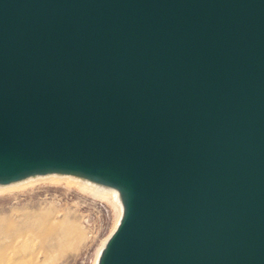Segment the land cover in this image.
Masks as SVG:
<instances>
[{
  "label": "water",
  "instance_id": "water-1",
  "mask_svg": "<svg viewBox=\"0 0 264 264\" xmlns=\"http://www.w3.org/2000/svg\"><path fill=\"white\" fill-rule=\"evenodd\" d=\"M114 186L98 264H264V0H0V183Z\"/></svg>",
  "mask_w": 264,
  "mask_h": 264
},
{
  "label": "rangeland",
  "instance_id": "rangeland-1",
  "mask_svg": "<svg viewBox=\"0 0 264 264\" xmlns=\"http://www.w3.org/2000/svg\"><path fill=\"white\" fill-rule=\"evenodd\" d=\"M73 186L40 181L0 194V219L8 222L0 227V264H96L116 211L92 191Z\"/></svg>",
  "mask_w": 264,
  "mask_h": 264
},
{
  "label": "bare ground",
  "instance_id": "bare-ground-1",
  "mask_svg": "<svg viewBox=\"0 0 264 264\" xmlns=\"http://www.w3.org/2000/svg\"><path fill=\"white\" fill-rule=\"evenodd\" d=\"M40 181H45V182L50 181L53 183L54 182H65L70 186L77 185V186L82 187V189L84 188L86 190H90V192L92 191V194L94 196L98 197L99 199L103 201H107L112 204V206L114 207L113 209H115L116 211L115 225L111 233L108 236L106 235V238L102 241V243L99 246V249L97 252L98 254L96 257V264H98L99 258L103 250L105 249L111 234L117 228L118 223L121 220L122 215H123L124 205H123L122 195L119 189L115 188L114 186L108 185V184H104L98 181L91 180L90 178H87L81 175L71 174V173L51 172L47 174H33V175H29L24 178L17 179L11 182L0 183V194L10 193V192H14L17 190H24L29 187H34ZM29 219L34 220V218H31V217ZM5 225H8L7 220H5V218L0 219V227H4Z\"/></svg>",
  "mask_w": 264,
  "mask_h": 264
}]
</instances>
